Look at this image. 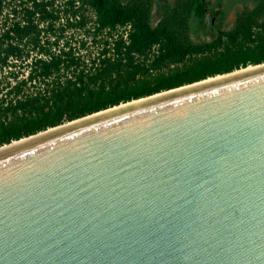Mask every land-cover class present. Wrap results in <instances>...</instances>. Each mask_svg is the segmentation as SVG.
Returning a JSON list of instances; mask_svg holds the SVG:
<instances>
[{
    "label": "water",
    "instance_id": "water-1",
    "mask_svg": "<svg viewBox=\"0 0 264 264\" xmlns=\"http://www.w3.org/2000/svg\"><path fill=\"white\" fill-rule=\"evenodd\" d=\"M247 66L0 145V264H264Z\"/></svg>",
    "mask_w": 264,
    "mask_h": 264
},
{
    "label": "trees",
    "instance_id": "trees-1",
    "mask_svg": "<svg viewBox=\"0 0 264 264\" xmlns=\"http://www.w3.org/2000/svg\"><path fill=\"white\" fill-rule=\"evenodd\" d=\"M151 1L82 0L92 8L100 25L113 27L129 22L128 44L116 41L114 50L116 53L121 51L118 57L102 59L101 67L88 76L78 75L75 80L66 79L63 85L25 94L19 93L16 87L15 91L0 98V145L119 103L264 62V26L256 42L242 52L243 59L237 58L241 56L238 53H232L231 57L226 54L183 61L184 52L195 46L178 44V37L168 29V24L176 21L175 18L165 17L152 26ZM2 2L0 0V10ZM177 3L186 2L178 0ZM45 5L43 1L34 2L31 8L21 7L26 23L23 26L15 23L11 27L12 34L4 31L0 35V52L4 54L1 62H5L8 54L20 52L22 38L37 43L39 30L32 17L37 11L42 18L51 15L45 12ZM9 38L16 41L3 45ZM154 43L160 44L159 51L147 60V50ZM132 52L145 57L136 60ZM59 62V59L41 62L36 74L43 79L51 70L57 69Z\"/></svg>",
    "mask_w": 264,
    "mask_h": 264
},
{
    "label": "built area",
    "instance_id": "built-area-1",
    "mask_svg": "<svg viewBox=\"0 0 264 264\" xmlns=\"http://www.w3.org/2000/svg\"><path fill=\"white\" fill-rule=\"evenodd\" d=\"M43 1L46 2L45 12L51 15L42 18L40 12L34 13L32 18L39 30L37 43H29L24 37L23 43L19 44L20 52L10 53L5 62L0 61V98L6 97L9 91H15L16 87L19 93L24 94L44 91L45 87L63 85L66 79L75 80L78 75L95 73L101 67L102 59L118 57L121 51L115 52L116 41L125 45L129 42V22L113 27L100 25L92 8L82 0H3L0 35L4 31L12 34L11 27L15 23L20 26L26 23L21 7L31 8L34 2ZM15 41V38H9L3 45ZM158 48V44L149 47L147 60L158 53ZM3 55L0 52V58ZM132 55L136 60L145 57L134 52ZM54 59L60 60L57 69L40 79L36 74L38 65Z\"/></svg>",
    "mask_w": 264,
    "mask_h": 264
},
{
    "label": "flooded vegetation",
    "instance_id": "flooded-vegetation-1",
    "mask_svg": "<svg viewBox=\"0 0 264 264\" xmlns=\"http://www.w3.org/2000/svg\"><path fill=\"white\" fill-rule=\"evenodd\" d=\"M184 1L178 4V0H152L150 14L152 26L165 17L175 18L168 29L178 37V44L195 46L184 52L183 61L226 54L231 57L232 53L241 55L256 42L264 26V0Z\"/></svg>",
    "mask_w": 264,
    "mask_h": 264
},
{
    "label": "bare ground",
    "instance_id": "bare-ground-1",
    "mask_svg": "<svg viewBox=\"0 0 264 264\" xmlns=\"http://www.w3.org/2000/svg\"><path fill=\"white\" fill-rule=\"evenodd\" d=\"M251 66H253V65H249V66H247V67H251ZM246 67V68H247ZM218 75H221V74H218ZM218 75H216V76H218ZM212 77H215V76H212ZM209 78H211V77H209ZM206 79H208V78H206ZM201 81V80H200ZM162 92V91H161ZM143 98V97H142ZM133 101V100H132ZM130 102V101H129ZM123 104V103H122ZM120 105V104H119ZM116 106V105H115ZM23 139V138H22ZM15 142V141H14Z\"/></svg>",
    "mask_w": 264,
    "mask_h": 264
},
{
    "label": "rangeland",
    "instance_id": "rangeland-1",
    "mask_svg": "<svg viewBox=\"0 0 264 264\" xmlns=\"http://www.w3.org/2000/svg\"><path fill=\"white\" fill-rule=\"evenodd\" d=\"M66 122V121H65Z\"/></svg>",
    "mask_w": 264,
    "mask_h": 264
}]
</instances>
